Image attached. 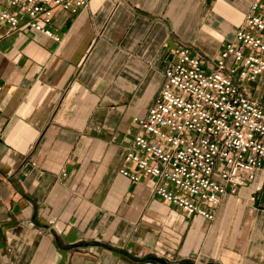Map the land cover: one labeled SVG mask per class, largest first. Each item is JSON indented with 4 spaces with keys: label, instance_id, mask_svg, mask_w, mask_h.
<instances>
[{
    "label": "crops",
    "instance_id": "crops-1",
    "mask_svg": "<svg viewBox=\"0 0 264 264\" xmlns=\"http://www.w3.org/2000/svg\"><path fill=\"white\" fill-rule=\"evenodd\" d=\"M257 3L91 0L54 10L58 41L0 43V264H264V171L213 222L120 172L173 49L214 69ZM245 85L264 106V77Z\"/></svg>",
    "mask_w": 264,
    "mask_h": 264
},
{
    "label": "built area",
    "instance_id": "built-area-1",
    "mask_svg": "<svg viewBox=\"0 0 264 264\" xmlns=\"http://www.w3.org/2000/svg\"><path fill=\"white\" fill-rule=\"evenodd\" d=\"M90 3L0 0V43L23 29L58 41L54 10L77 15ZM172 57L155 104L134 119L138 132L120 172L133 183L150 179L157 199L213 222L224 198L264 171V106L245 85L264 77V10L251 7L214 69L189 46L174 48Z\"/></svg>",
    "mask_w": 264,
    "mask_h": 264
}]
</instances>
